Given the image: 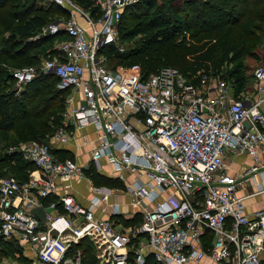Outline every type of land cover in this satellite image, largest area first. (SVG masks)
Here are the masks:
<instances>
[{
    "label": "built area",
    "instance_id": "2783aa9c",
    "mask_svg": "<svg viewBox=\"0 0 264 264\" xmlns=\"http://www.w3.org/2000/svg\"><path fill=\"white\" fill-rule=\"evenodd\" d=\"M41 1L68 15L38 36L64 39L41 66L9 70L15 94L51 74L58 90L82 99L67 97L52 142L6 148L34 169L24 182L0 178V238L29 249L32 264H83L81 243L91 247L96 264H264V209L244 210L245 200L264 193V96L235 95L232 80L219 74L198 73L195 86L169 66L146 77L138 65L108 67L99 51L115 44L124 9L140 0H92L94 17L71 0ZM251 77L264 93V66ZM68 126H92L96 133L83 165L55 152L86 144ZM237 156L248 162L227 171L224 159ZM101 159L132 202L152 204L137 225L117 227V205L111 219L95 216L94 206L118 188L92 183L87 205L70 192L72 181L90 180L85 170ZM33 207L44 210L42 219Z\"/></svg>",
    "mask_w": 264,
    "mask_h": 264
},
{
    "label": "trees",
    "instance_id": "16d2710c",
    "mask_svg": "<svg viewBox=\"0 0 264 264\" xmlns=\"http://www.w3.org/2000/svg\"><path fill=\"white\" fill-rule=\"evenodd\" d=\"M12 1L0 0V12L3 11L2 14L9 22L14 36V39H10L14 41L5 40L0 49L5 59L25 56L30 49L37 47L40 50V42H44L46 37L48 40L55 37L64 39L61 36L46 35L39 40L29 41L30 37L44 27L42 17L51 14L54 15L51 20L66 17L68 15L66 9L53 3H49L47 8H38L34 0L28 2L24 8L16 6L7 9ZM71 1L84 11L90 10L93 17L96 15L97 11L92 0ZM167 1L165 11L166 0H161L159 6L156 0H140L124 9L118 23V34L120 35L119 31L121 32L123 28L124 31L119 38H135L136 42L124 51L118 50L113 44L104 45L99 52L105 57L106 65L110 60L116 61L115 65L110 66L111 68L138 65L145 77L161 67L169 66L177 69L195 86L199 84V74H219L222 78L232 80L235 95L239 94L245 82L241 66L236 64L226 70V74L220 73L223 65H230L238 59L237 48L226 42L222 43L219 50L214 44H200L196 38L201 29L197 19L200 20L201 16L197 13L196 16L191 15L190 3L184 0L178 3ZM202 4L209 6L213 14V19L210 18L212 24L208 28L211 32L237 24L251 7L259 11L256 14L264 18V0H206ZM122 19H125L123 28H121ZM203 21L204 19L202 23ZM31 59L36 60V58ZM49 80H53L56 84L57 79L53 75H42L29 82L24 90L15 96L14 90H6L8 82L12 81L9 70L0 68V138L6 139L15 126L19 123L25 126L26 123L29 137H25V141L35 140L42 143L44 141L41 140L47 138L46 130L55 126V131L62 124V114L65 111V99L68 94L57 88L46 92V89L50 88V83L47 82ZM33 169L31 163L24 161L16 153L4 152L0 156L1 177L13 176L24 182ZM85 174L94 185L119 187L116 181L99 175L94 168L87 169ZM80 247L84 250L83 264H95L91 247L84 243H81ZM19 252L21 247L17 243L0 238V259L9 255L14 256Z\"/></svg>",
    "mask_w": 264,
    "mask_h": 264
},
{
    "label": "rangeland",
    "instance_id": "374dc122",
    "mask_svg": "<svg viewBox=\"0 0 264 264\" xmlns=\"http://www.w3.org/2000/svg\"><path fill=\"white\" fill-rule=\"evenodd\" d=\"M32 1L33 0H13L12 3L8 5L7 9L8 8L13 9L16 8V6H18V8L20 6L21 8H24L28 5V2H32ZM34 1L38 8H47L49 6L48 2H44L41 0H34ZM173 1L174 3H178L179 1H183V0H172V2ZM184 1L190 3L191 15L196 16L195 13H197L201 16L199 17L200 20L197 19L198 24H201V29H200V34L196 38V41H198L200 44H214L217 50H219L220 46L224 42H226L227 44H231L237 48L238 59L230 65L227 64L223 65L220 68V73L226 74V70H228L229 68L235 66L236 64L240 65L245 76V82L243 86L244 89L241 90V93L243 94V96H247V97L250 96L251 92L253 91L254 84H256L253 78L251 77V72L255 67L264 66V20H263L264 18L260 17V14H256L259 13V11L251 7L247 10L246 14H244V16L241 18V20H239L237 24L229 25L226 28L218 30L216 32H211L208 28L212 24L210 18L213 19V14L211 13L209 6H204L202 4L206 0H184ZM156 4L159 6L161 4V0H156ZM167 5H168V1L166 0L164 11L166 10ZM2 13L3 11L0 12V49L2 48L3 42H5V40L6 41L9 40L8 42L14 41V40H10L12 38L14 39L13 30L11 29L9 22L5 20L6 18ZM53 17L54 15L52 14L49 15L48 17H42L44 26H46ZM203 19L204 21L202 23ZM124 24H125V19L124 20L122 19L121 28L125 26ZM123 31L124 28L121 30V32L119 31L120 35L121 33H123ZM120 35H118L117 40H115L116 41L115 44H113L120 51L127 50L128 48L132 47L136 42L135 38L134 39L123 38V37L119 38ZM41 37H45V36H41ZM52 44L53 41L48 40L47 43L44 45V50L31 51V53H27L25 56L19 58H12L8 60L5 59V57L0 53V68L6 70H12V69L29 67V66L39 67L41 66L44 60L49 59L54 54L55 51L53 50ZM31 54L38 55L39 56L38 59L32 60ZM115 64L116 61L110 60L107 66L112 67ZM47 82L48 84L50 83V88H47L46 92L48 91L51 92L56 90V86H55L56 84L53 80H49ZM16 88L17 85L15 84V82L11 81L8 82L6 90L12 91L15 90ZM66 92L67 94H69L68 93L69 91ZM22 126L23 125L19 123L8 133V137L6 139L0 138V156L4 154L6 148L9 145H15L26 142L25 137H29V133L27 132L28 128H26V123L25 126L23 127ZM54 127L55 126H52L50 130H46L45 134L47 138H43L41 141L44 142L42 143L47 142L46 144H48L52 142L51 133L54 131ZM59 157L64 160L74 159L73 156L70 154H63L60 155ZM91 168L92 166L90 165L88 169ZM2 177L0 176V178ZM113 180L117 182V185H119V187H121L122 184L120 180L117 179H113ZM82 189H83L82 192L85 195L87 190L85 188ZM19 256L20 254H18V257ZM18 257L16 258L15 255L14 256L9 255L3 257L2 259H0V264L3 263L12 264L14 261L18 260Z\"/></svg>",
    "mask_w": 264,
    "mask_h": 264
},
{
    "label": "crops",
    "instance_id": "0c3cea01",
    "mask_svg": "<svg viewBox=\"0 0 264 264\" xmlns=\"http://www.w3.org/2000/svg\"><path fill=\"white\" fill-rule=\"evenodd\" d=\"M85 27L86 25L80 21ZM36 35H33L32 39H29V41H36L41 39V36H38L39 31L35 33ZM37 36L36 38H34ZM53 41L52 47L55 51V43L59 40V38H51ZM50 40V41H51ZM44 42H40L39 49L44 50V45L47 43L48 38L46 37V40H43ZM43 46V47H41ZM38 48V47H37ZM30 49L28 53H31V51H40L38 49ZM49 56V55H48ZM32 58L38 59V55L31 54ZM25 88V87H24ZM244 89V88H243ZM24 90V89H23ZM22 90V91H23ZM15 92V91H14ZM239 94H242L241 92ZM237 94V95H239ZM15 96H17L14 93ZM243 95V94H242ZM68 96L73 97L76 101L79 99L81 101V96L78 93H69ZM263 97L264 93L260 91H256V84H254L253 91L251 92L250 96H246L249 99H252L254 97ZM70 105H74V103H71ZM68 104H66L65 99V109L67 108ZM63 121V120H62ZM69 134H73L75 137H82L86 144L75 146L73 143L65 144L64 146H59L56 150L57 154L63 155V154H70L73 156V161L77 162L78 164H84L89 159L90 151L97 145L96 141V133L94 132V129L92 126L86 127L77 131H74L72 127L68 126L66 129ZM86 148V149H84ZM248 160L244 156H237L235 158H228L224 159V165L229 172H233L238 169L239 165L241 163H247ZM92 168L101 176L109 178V179H116L114 178V174L112 172V167L108 160L101 159L96 163H91ZM87 177V176H86ZM88 178V177H87ZM89 179V178H88ZM118 180V179H117ZM141 180H144L143 177H141ZM121 182V181H120ZM91 184L92 182L87 179H81L72 181L70 183V192L75 196V198L81 202L84 205L88 204V201L92 198V192H91ZM121 187H115V186H109L110 188H118L117 191H112V193L109 195L108 201L106 203H97L96 206H94L93 211L97 218L101 220L105 219H111V213L113 212V205H117L119 215L115 216V220L118 223L117 227L126 228L128 226L137 225L141 220V214L142 212L152 209V204L146 200H140L137 202H132L129 198V196L124 192L123 190V182H121ZM108 187V186H107ZM85 188L87 191L85 195L83 194V189ZM60 193V192H59ZM50 199H55V197H51ZM257 209H264V193L248 198L244 201V210L246 213H250ZM33 213L39 218L42 219L44 210L33 207L31 209ZM18 254L20 256L18 257ZM16 258L18 257V260L14 261L15 264H32V253L29 249L21 247V252L15 253ZM205 263H208L207 260L204 261ZM12 263V264H13ZM4 264V263H3ZM7 264V263H6ZM96 264V263H95Z\"/></svg>",
    "mask_w": 264,
    "mask_h": 264
}]
</instances>
